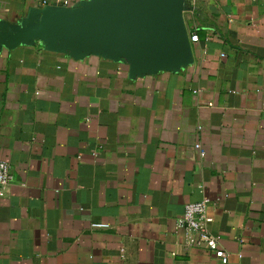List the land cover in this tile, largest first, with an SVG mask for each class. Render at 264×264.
Wrapping results in <instances>:
<instances>
[{"label":"crops","instance_id":"crops-1","mask_svg":"<svg viewBox=\"0 0 264 264\" xmlns=\"http://www.w3.org/2000/svg\"><path fill=\"white\" fill-rule=\"evenodd\" d=\"M54 3L0 0V19ZM184 7L178 72L0 50V264H222L176 226L204 198L227 264H264V0Z\"/></svg>","mask_w":264,"mask_h":264},{"label":"water","instance_id":"water-1","mask_svg":"<svg viewBox=\"0 0 264 264\" xmlns=\"http://www.w3.org/2000/svg\"><path fill=\"white\" fill-rule=\"evenodd\" d=\"M184 0H80L31 7L0 19V50L38 43L74 60L98 56L127 65L130 78L192 64Z\"/></svg>","mask_w":264,"mask_h":264},{"label":"built area","instance_id":"built-area-1","mask_svg":"<svg viewBox=\"0 0 264 264\" xmlns=\"http://www.w3.org/2000/svg\"><path fill=\"white\" fill-rule=\"evenodd\" d=\"M45 3V1H43ZM55 5L68 6L67 0H55ZM198 35L196 32L189 34V41L196 42ZM195 148L200 156H204L205 152L201 145L195 143ZM12 171L8 162L0 160V194L4 193L6 188L12 182ZM208 199L204 198L200 201L189 202L184 205L182 214L176 219V226L182 228L186 232L194 234L197 239V245H203L209 252L220 259L222 264H227V255L222 248L219 247L217 238L209 232L206 214ZM92 227L106 228L108 224L93 223Z\"/></svg>","mask_w":264,"mask_h":264}]
</instances>
